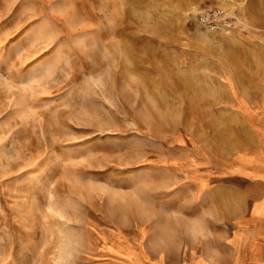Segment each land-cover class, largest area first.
<instances>
[{
	"label": "rangeland",
	"instance_id": "obj_1",
	"mask_svg": "<svg viewBox=\"0 0 264 264\" xmlns=\"http://www.w3.org/2000/svg\"><path fill=\"white\" fill-rule=\"evenodd\" d=\"M261 136L264 0H0V264H182Z\"/></svg>",
	"mask_w": 264,
	"mask_h": 264
},
{
	"label": "crops",
	"instance_id": "obj_2",
	"mask_svg": "<svg viewBox=\"0 0 264 264\" xmlns=\"http://www.w3.org/2000/svg\"><path fill=\"white\" fill-rule=\"evenodd\" d=\"M227 175L226 194H222L223 188L221 193L219 187L215 190L220 229L213 245L201 248L182 264H264V145L258 140L253 150L239 152ZM144 264L164 263L158 258Z\"/></svg>",
	"mask_w": 264,
	"mask_h": 264
},
{
	"label": "built area",
	"instance_id": "obj_3",
	"mask_svg": "<svg viewBox=\"0 0 264 264\" xmlns=\"http://www.w3.org/2000/svg\"><path fill=\"white\" fill-rule=\"evenodd\" d=\"M198 20L202 25L213 27L221 21H224V17L219 9H210L201 12Z\"/></svg>",
	"mask_w": 264,
	"mask_h": 264
}]
</instances>
